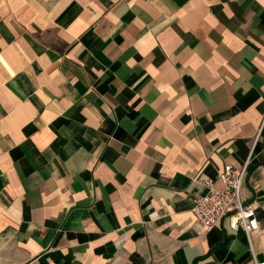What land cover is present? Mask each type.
Segmentation results:
<instances>
[{"label": "crops", "instance_id": "obj_1", "mask_svg": "<svg viewBox=\"0 0 264 264\" xmlns=\"http://www.w3.org/2000/svg\"><path fill=\"white\" fill-rule=\"evenodd\" d=\"M260 229L192 208L226 164ZM264 262V0H0V264Z\"/></svg>", "mask_w": 264, "mask_h": 264}, {"label": "built area", "instance_id": "obj_2", "mask_svg": "<svg viewBox=\"0 0 264 264\" xmlns=\"http://www.w3.org/2000/svg\"><path fill=\"white\" fill-rule=\"evenodd\" d=\"M248 161L237 170L226 164L215 179H200L204 191L196 194L192 213L198 226L205 230L217 227L228 217L232 230L244 232L251 254L254 256L253 236L260 229L256 209L245 202L242 188L247 175ZM256 264H264L259 262Z\"/></svg>", "mask_w": 264, "mask_h": 264}]
</instances>
